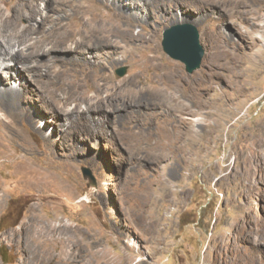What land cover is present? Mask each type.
Listing matches in <instances>:
<instances>
[{
  "label": "rangeland",
  "instance_id": "rangeland-1",
  "mask_svg": "<svg viewBox=\"0 0 264 264\" xmlns=\"http://www.w3.org/2000/svg\"><path fill=\"white\" fill-rule=\"evenodd\" d=\"M122 2L141 16L120 22L146 37L144 52L158 55L162 65L178 64L187 85L201 79L212 83L201 96L210 100L198 108L179 84L158 91L150 70L141 73L133 59L132 50L143 51L123 37L112 36L128 53L95 50L105 71L52 68L61 70L60 81L79 82L82 92H88L67 101L56 96L63 97L64 90L51 76L48 55L33 57L39 63L34 77L25 63L2 67L13 61L1 55L3 80L19 87L16 78L23 72L32 83L17 101L18 112L0 107V264H19L22 253L12 234L32 217L63 224L66 241H79L84 252L110 254L116 264L122 258L125 264H248L256 232L264 229V182L256 183L260 174L246 149L264 126V0L226 6L232 17L222 21V28L246 58L240 76L213 75L209 68L217 16L200 24L193 16L183 19L180 10L179 21L170 15L147 18L138 9H144V0ZM62 6L59 0L49 6L45 0H0V42L28 21L38 24L41 14H48L51 24ZM84 9L87 18H111L112 11L95 1H87ZM7 17L12 25L7 26ZM63 18L59 25L65 24V31L79 25L70 7ZM185 23L197 27L204 51L193 72L162 45L166 29ZM122 67L126 72L119 75ZM115 84L123 87L106 89ZM100 86L98 100L94 93ZM67 113L72 119L65 118ZM89 117H94L93 127ZM4 120L11 126L5 127ZM52 245L54 252L63 247Z\"/></svg>",
  "mask_w": 264,
  "mask_h": 264
},
{
  "label": "bare ground",
  "instance_id": "bare-ground-1",
  "mask_svg": "<svg viewBox=\"0 0 264 264\" xmlns=\"http://www.w3.org/2000/svg\"><path fill=\"white\" fill-rule=\"evenodd\" d=\"M52 1L53 0H45L48 6L52 3ZM87 1H95L107 6L112 11L110 15L111 18L107 21L94 16L87 18V11L84 9ZM59 2L63 5L62 14L57 17L55 21L51 20L53 24H49V22H47L50 20L48 14L43 16V14H41L42 12L39 11L38 8L34 7V9L42 15V18L38 22L39 25L28 21L23 25L22 29L15 31L16 33L11 39L0 42V56L2 55L13 61V63L2 64V67H13L14 65L17 66L19 63H25L28 68L29 75L34 77L33 74L38 72H33V70L39 66V63L33 59V57H36L39 54H46L49 56L46 64H48L51 68V76H53L54 80H58V83L61 82L64 90L63 97H61L58 93H56V96L60 99L63 98L64 101H67L70 96L85 97L88 96V92H82L79 82L60 81L59 73L61 70H53L52 68L55 65H58L61 68H68L72 71L74 68L81 69L84 72H91L93 70L98 73L97 71L99 70L105 71L102 61L98 62L94 58V52L95 50L98 51L105 47H109L114 49L117 53H128L129 50L126 46V48L122 50V47L115 40H113L112 36H118L119 38L123 37L126 39L125 42L128 41L129 43L132 42L133 44H136V50H139L140 48L143 51L142 53L134 54L136 52L135 50H132L133 59L135 63H137V66L139 67L138 70H140L141 73H145V71L150 70L149 74L154 83V88L158 91L167 92L170 87H175L177 84H179L180 87L185 86L187 88V92L192 94L196 106L198 108L204 107V101L209 98L205 99L202 97L203 100L205 99L203 101L201 100V96L206 94L212 86V83L210 84L208 81H203L201 79L202 81L200 80V82H190V84L187 85L186 82H184L185 79L183 75L179 72L178 64L167 61L168 63L166 65H162L159 61L158 55L144 52V42L148 41L146 37L134 35L130 29H126L120 22V19L122 18L134 19V21H136L135 19H140L141 16L137 17V13H134L131 8L125 7L122 0H59ZM144 2V9H138H141V12L144 11L147 18H149V16L160 17L161 15H170L174 16L179 21L180 18L177 10H180L183 15V19H186L187 17L192 18L193 16L195 22L200 24L202 21L205 22L207 19L210 20V18L217 16L216 18L219 20V25L217 30L211 34L212 52L211 56H209V60L207 61L210 66L208 67L213 75H219V73H236L239 75L243 72L241 70V66L245 56L244 54L237 52L239 44L235 41L236 39L234 40V37L231 34L226 33L222 28V21L227 20V18L231 19L232 17V15L228 13L229 11L227 12L226 6L228 7L230 4L237 6L240 0H144ZM68 7L71 8L72 20L77 21L76 23L79 24L74 26L71 25L72 27L68 24L72 29L71 31H65L63 29L62 26H65V24L62 23V26L59 25L64 21L63 17L68 14ZM233 14L235 13L233 12ZM33 15L34 12L27 15V18H33ZM99 16L103 18L101 13H99ZM18 17L22 19L26 18L23 14L18 15ZM3 19H6L5 21L7 22V26L13 24V15L12 19L10 17ZM55 27L62 29V32L51 35L50 31L54 30ZM61 49H64L65 51L63 52V56L51 55L53 51ZM16 66H14L13 69H15ZM22 73L23 72H20V75L18 73L17 75L19 76L16 78L18 80L16 82H18L19 87L12 86L10 81H5L2 79L3 77L0 76V107L2 106V108H6L10 111L15 110L18 112L17 101L20 99L22 91L26 88L30 89L29 85L32 83L29 81V77L25 74L22 75ZM96 73L93 74L95 75ZM25 76L26 79L24 80L26 81L22 80ZM141 78L140 74L136 76L137 80ZM13 79L15 78H12L11 80ZM34 81H36V79H34ZM111 87L120 88L123 87V85L120 86L115 84L106 87V89ZM101 88L102 86H100L99 90L94 93V97L98 100H100ZM240 90L241 89H239V91ZM51 97L54 98V95L51 94ZM171 98L174 101L176 99L175 96H171ZM223 99L224 98H222L221 101H218L220 105L224 103L225 100L222 101ZM23 104L26 103L23 102ZM220 109L222 110V108ZM224 110L227 112L229 109ZM65 115V118L70 117V113ZM56 118H58V116ZM93 120L94 117H92V120L91 117L88 119V124H91L90 126L92 127L94 125ZM1 123L5 127H8L9 123L6 122V120ZM9 126L11 125L9 124ZM261 129L262 132L258 133L257 136H254L251 143L246 148L251 150L249 158L260 174L258 179L255 180L257 184L260 181L264 182V126H262ZM178 136L180 137V133ZM58 150L61 149L59 148ZM63 227L64 225L61 223L55 224L46 222L38 217H32L26 220L22 224L21 228L18 231H14L12 234L14 242L19 246L22 253L19 264H116L110 254L103 253L102 255H98L96 252H84L79 241L76 242L70 239L66 241V239L61 236ZM253 241L248 264H264V229L256 232ZM53 243H58V245L62 243V249L57 252L52 251ZM118 264H125V260L122 258Z\"/></svg>",
  "mask_w": 264,
  "mask_h": 264
},
{
  "label": "water",
  "instance_id": "water-1",
  "mask_svg": "<svg viewBox=\"0 0 264 264\" xmlns=\"http://www.w3.org/2000/svg\"><path fill=\"white\" fill-rule=\"evenodd\" d=\"M162 45L168 55L185 63L188 72L200 67L204 51L195 25L177 24L166 29L163 33ZM125 72L126 68L118 69L119 75H124Z\"/></svg>",
  "mask_w": 264,
  "mask_h": 264
},
{
  "label": "trees",
  "instance_id": "trees-1",
  "mask_svg": "<svg viewBox=\"0 0 264 264\" xmlns=\"http://www.w3.org/2000/svg\"><path fill=\"white\" fill-rule=\"evenodd\" d=\"M1 256H2V258L4 259V261H6V258H5V256H4L3 253H1Z\"/></svg>",
  "mask_w": 264,
  "mask_h": 264
}]
</instances>
